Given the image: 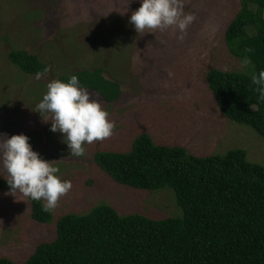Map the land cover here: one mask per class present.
Here are the masks:
<instances>
[{
	"label": "rangeland",
	"instance_id": "374dc122",
	"mask_svg": "<svg viewBox=\"0 0 264 264\" xmlns=\"http://www.w3.org/2000/svg\"><path fill=\"white\" fill-rule=\"evenodd\" d=\"M241 2L185 0L186 12L196 20L180 41L172 29L140 34L134 30L129 20L140 0H0V134L27 135L33 150L72 183L51 224L33 219L28 197L0 189V258L25 262L41 243L56 238L61 217L88 214L103 204L121 215L181 217L172 190L125 187L95 160L100 151H130L140 134H149L159 144L183 146L198 156L244 149L251 162L264 165V138L230 121L208 83L212 69L247 72L226 40ZM14 50L37 55L46 71L24 73L10 60ZM97 68L121 84L122 96L113 104L89 90L109 112L115 133L85 145V157L73 158L63 134L50 130L51 122L34 111L35 105L50 81ZM0 175L6 178L2 169Z\"/></svg>",
	"mask_w": 264,
	"mask_h": 264
},
{
	"label": "trees",
	"instance_id": "16d2710c",
	"mask_svg": "<svg viewBox=\"0 0 264 264\" xmlns=\"http://www.w3.org/2000/svg\"><path fill=\"white\" fill-rule=\"evenodd\" d=\"M226 31L231 53L241 59L253 49L257 72L264 70V0H242ZM12 63L28 75L46 65L37 55L14 50ZM76 74L88 90L110 104L122 96L121 84L107 79L104 69ZM208 83L222 113L232 122L264 138V101L259 100L250 72L212 69ZM95 160L116 183L141 191L170 189L181 217L163 220L143 214L121 215L103 204L90 213L68 214L57 223V236L41 243L19 263L0 264H264V165L251 162L244 149L198 156L183 146L157 143L140 134L128 152L100 151ZM9 188L0 175V189ZM33 219L55 221L54 211L33 201Z\"/></svg>",
	"mask_w": 264,
	"mask_h": 264
},
{
	"label": "clouds",
	"instance_id": "9594fccd",
	"mask_svg": "<svg viewBox=\"0 0 264 264\" xmlns=\"http://www.w3.org/2000/svg\"><path fill=\"white\" fill-rule=\"evenodd\" d=\"M129 23L137 33H156L172 29L184 40L196 16L185 10V0H140ZM240 60L243 70L251 73L258 98L264 101V70L256 71L251 59L253 49H245ZM45 122H51L53 133L63 134L70 156H86L85 145L104 141L114 135L116 124L98 98H93L76 74L66 81L56 79L47 84V91L35 105ZM47 117V118H44ZM30 138L21 133L8 137L0 134V169L6 174L10 192H19L33 201H43L42 210L53 212L59 200L72 189L70 180L60 175V168L34 151Z\"/></svg>",
	"mask_w": 264,
	"mask_h": 264
}]
</instances>
